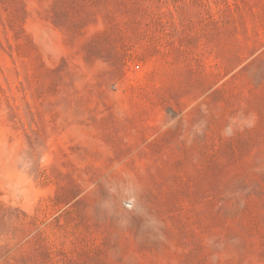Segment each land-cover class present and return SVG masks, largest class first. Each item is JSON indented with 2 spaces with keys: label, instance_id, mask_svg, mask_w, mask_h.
I'll use <instances>...</instances> for the list:
<instances>
[{
  "label": "rangeland",
  "instance_id": "1",
  "mask_svg": "<svg viewBox=\"0 0 264 264\" xmlns=\"http://www.w3.org/2000/svg\"><path fill=\"white\" fill-rule=\"evenodd\" d=\"M0 264H264V0H0Z\"/></svg>",
  "mask_w": 264,
  "mask_h": 264
}]
</instances>
